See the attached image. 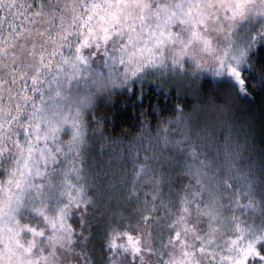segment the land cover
<instances>
[{
  "label": "rangeland",
  "instance_id": "obj_1",
  "mask_svg": "<svg viewBox=\"0 0 264 264\" xmlns=\"http://www.w3.org/2000/svg\"><path fill=\"white\" fill-rule=\"evenodd\" d=\"M18 1L0 0V18ZM83 4L76 11L80 23L75 21L66 33L67 40L61 42L59 56L48 70L54 89L50 99L35 112L22 148L15 149L17 157L0 184V264H78L73 248L54 245L55 235L61 234L62 219L87 217L84 220L90 222L86 211L92 208L102 212L93 223L116 217L115 249L122 256L126 249L132 262L148 264L151 256L152 264H264V240L257 238H264V206L238 172L230 145L216 144L204 154L193 147L187 132L202 127L203 107L192 102L184 122L177 120L179 125L173 126L172 121L154 141L155 150L152 147L143 159L152 165L139 168L141 174L128 181L125 172L103 178L99 171L124 151L117 146L108 150L107 141L122 140L103 138L99 124L86 126L110 93L122 91L124 84L158 85L181 98L203 77L216 82L215 87L225 79L242 86V71L252 67L250 55L264 47V0H85ZM94 142L106 146L95 152ZM140 146L144 152L148 148L145 142ZM95 153L108 157L106 163L95 162ZM165 155L180 161L177 174L171 172L177 164L171 170L162 168ZM127 184L138 194L131 196L133 188L126 190ZM92 191L97 193L93 204L88 196ZM124 210L134 212L132 217L122 215ZM154 211L161 212L159 226L172 238L169 256L148 235L154 222L141 225L140 212L149 221L155 214L158 221L160 213ZM111 231L115 230L105 229L107 235ZM257 241L263 247L260 254L254 247ZM122 256L118 264L124 262Z\"/></svg>",
  "mask_w": 264,
  "mask_h": 264
},
{
  "label": "trees",
  "instance_id": "obj_2",
  "mask_svg": "<svg viewBox=\"0 0 264 264\" xmlns=\"http://www.w3.org/2000/svg\"><path fill=\"white\" fill-rule=\"evenodd\" d=\"M71 1L19 0L13 9L4 11H10L6 16L0 18V184L5 182L6 169L13 165L17 157L13 156L15 149L22 148L21 142L26 138L25 133L36 119L35 112L43 108L54 90L50 84L48 70L59 56L60 44L67 40L66 33L70 31L73 23L81 21L76 20V11L83 9L85 0H74V3ZM0 12H3L1 8ZM250 57L252 67L242 71V86L225 79L219 81L220 86L215 87L216 82L203 77L199 84L196 82V88L186 93L183 98L158 85L145 87L137 83H128V86L124 84L122 91L111 92L109 101L99 108L98 112L93 113V119L90 120L89 116L85 119L92 121L86 122V126L94 127L99 124L103 138L111 141L122 140L115 143L105 139L108 146L104 143L100 147L93 143L95 152L105 146L108 150L116 146L122 150L124 148V151L109 158L104 170L99 169L100 176L107 178L125 172L123 178L128 181V178L132 179L141 174L139 168L152 165L151 162H146L148 159H143L149 151L151 153L152 147L155 150L154 141L160 140L158 138L172 121L175 120L173 126L177 120L179 124L184 122V118L189 114L187 109L191 108V103L194 102L204 110L200 112L203 115L202 127H190L187 130L193 147L206 154L207 150H211L216 144H229L238 172L247 178L251 189L256 190L259 201L264 206V47H259ZM191 96L196 98V101L190 98ZM180 104L183 106L181 109ZM87 129L91 131L90 126ZM86 136L90 138H85L86 141L91 140L90 136ZM127 142H130L131 146H124ZM138 142L140 145L145 142L148 148L144 152V148L139 145L141 150H137V155L133 158V152L139 147L135 148ZM86 152L90 154L89 149H86ZM95 155L97 160L94 161L100 162V166L106 163L108 157L100 155L99 159L96 153ZM161 160L164 161L163 169L171 170V167L177 164V168L171 172L175 171L173 174H177L181 170L180 161L177 163L173 156L165 155ZM84 163L85 161L80 162V166L83 167ZM143 173L145 172L142 171ZM129 187L133 188L131 196L138 194L136 187L127 184L126 190L130 189ZM94 193L96 192L92 191L88 194L92 197V204V201L96 200ZM134 205L131 204L132 207ZM120 212L117 211L116 214ZM86 213L91 220L88 223L84 220L87 217H82L81 220L74 217L71 222L62 219L59 222L61 234L55 235L54 245L58 244L66 249L68 247L70 251L73 248L78 264H118V256H122V252L120 254L115 249L119 238L114 232L119 230V226L118 221H115L116 217L112 216L114 211H111L113 219L104 223H93L97 216H102V212L92 208ZM132 213H126L124 210L122 215L127 214L129 219ZM154 213H160L158 221L155 214L149 221V216L145 217L140 212L141 225L154 222L152 230L148 229L149 225L144 227L150 231L148 235L156 239V248L159 246L160 252L169 256L172 238L170 239V235L165 234L159 226L161 212ZM94 224L98 228L94 227ZM106 228L115 231L107 235ZM257 238L264 240L260 236ZM254 247L259 254L263 252V247L258 241ZM141 251L142 254H149L147 249ZM123 254L122 264H139L135 259L134 262L130 260L132 256H125L126 249H123ZM154 255L157 257V253ZM148 264H152L151 256L148 257Z\"/></svg>",
  "mask_w": 264,
  "mask_h": 264
}]
</instances>
